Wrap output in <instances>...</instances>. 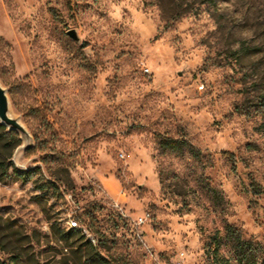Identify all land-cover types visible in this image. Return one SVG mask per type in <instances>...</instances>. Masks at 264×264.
Wrapping results in <instances>:
<instances>
[{
  "label": "rangeland",
  "instance_id": "rangeland-1",
  "mask_svg": "<svg viewBox=\"0 0 264 264\" xmlns=\"http://www.w3.org/2000/svg\"><path fill=\"white\" fill-rule=\"evenodd\" d=\"M0 82V264L264 262V0H0Z\"/></svg>",
  "mask_w": 264,
  "mask_h": 264
},
{
  "label": "trees",
  "instance_id": "trees-1",
  "mask_svg": "<svg viewBox=\"0 0 264 264\" xmlns=\"http://www.w3.org/2000/svg\"><path fill=\"white\" fill-rule=\"evenodd\" d=\"M0 126L4 127V125H0ZM161 145L163 148L174 152L188 151L194 157H198L200 154L198 150H196L186 141H180L173 138H165L161 141ZM0 168H2V170L4 168V165L2 163H0ZM228 231H229L230 239L235 242L234 247L237 251L239 261L242 264H259L256 258L257 251L255 245L251 241L242 240L241 237L237 235L236 231L232 229V227H230ZM61 239L66 242V245L71 248L72 253L75 255L81 252L80 250L82 247H86L88 249L90 248L91 251L90 253H88V255L85 258L86 263L96 261L99 259L102 261H106L105 258L100 256L95 251V248L90 241H85L86 236L82 234L80 230L71 229L68 232H64ZM225 262H227V260H225ZM262 264H264V262Z\"/></svg>",
  "mask_w": 264,
  "mask_h": 264
},
{
  "label": "water",
  "instance_id": "water-1",
  "mask_svg": "<svg viewBox=\"0 0 264 264\" xmlns=\"http://www.w3.org/2000/svg\"><path fill=\"white\" fill-rule=\"evenodd\" d=\"M69 35L72 38L77 39L75 31H70ZM0 85H2L1 82ZM0 121L10 130L17 131L21 138L26 141L27 144L25 147L29 146L32 137L26 127L20 122L19 118L11 115L10 99L4 86L0 87Z\"/></svg>",
  "mask_w": 264,
  "mask_h": 264
},
{
  "label": "built area",
  "instance_id": "built-area-1",
  "mask_svg": "<svg viewBox=\"0 0 264 264\" xmlns=\"http://www.w3.org/2000/svg\"><path fill=\"white\" fill-rule=\"evenodd\" d=\"M143 218L141 217L138 222L141 224L143 223ZM67 225H68V228L71 230V229H81L82 227L80 226L79 222L74 219V217H70L67 219Z\"/></svg>",
  "mask_w": 264,
  "mask_h": 264
},
{
  "label": "clouds",
  "instance_id": "clouds-1",
  "mask_svg": "<svg viewBox=\"0 0 264 264\" xmlns=\"http://www.w3.org/2000/svg\"><path fill=\"white\" fill-rule=\"evenodd\" d=\"M115 7V5H113ZM119 10L117 9V13L115 15H118ZM0 87H3V85H0Z\"/></svg>",
  "mask_w": 264,
  "mask_h": 264
}]
</instances>
